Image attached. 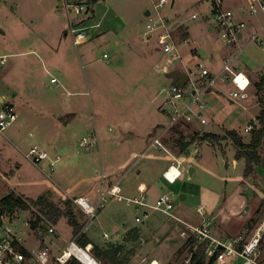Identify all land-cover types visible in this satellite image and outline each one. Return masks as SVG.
Listing matches in <instances>:
<instances>
[{"label":"rangeland","instance_id":"374dc122","mask_svg":"<svg viewBox=\"0 0 264 264\" xmlns=\"http://www.w3.org/2000/svg\"><path fill=\"white\" fill-rule=\"evenodd\" d=\"M66 3L85 4L86 0H0V98H4L5 103H14L19 116L5 137H0V200L9 194L27 200L45 196L57 204L69 199L41 183L28 184L42 179L50 181L64 194L65 184L87 178L90 182L83 184L74 195L95 191L100 185L93 181L95 177L117 169L132 151L141 153L143 140L147 145L153 135L162 131L158 125L168 122L162 108H167L166 89L170 83L162 67L171 55L164 54L158 47V33L147 31L150 19L159 16L166 19L173 42L177 45L178 41H183L177 47L181 60L168 67L166 74L177 71L176 66H189L194 71L199 63L207 65L208 54L205 51L199 52L200 57L191 51L196 47L194 41L197 36L205 34V29L214 34L217 49L224 45L213 24L210 0H168V4L163 6H159L160 0H100L86 6L90 9L85 16L89 40L78 47L66 32L69 20ZM224 3L236 18H240L236 13L239 7L243 8L245 14L242 19L250 22L249 30L256 22L255 33H259L262 26L259 27V21L264 17L250 16L247 0H224ZM147 10L151 12V18L145 16ZM193 15L198 19L192 20ZM179 20L181 26L176 29L175 23ZM186 29L192 34L191 42L183 40ZM149 36L152 39L148 40ZM251 37L252 34L249 41ZM259 40L264 43V32ZM240 47H244L241 42ZM263 48L264 44L251 43L243 48L235 63V68L238 67L251 80L248 100L234 103L229 99L234 88L221 87L224 92L218 93L221 97L211 103L209 101L212 112L208 114L207 125L196 126L202 134L225 135L232 130L239 132L247 142L250 134L244 135V129L258 124L257 115L264 108V91L258 94L256 88L264 74ZM104 55L108 59H104ZM215 63L216 71L221 70V60ZM52 79H57V84H52ZM69 114H72V120ZM75 118L76 124L70 127ZM81 125L87 126V132H99L100 146L88 150L81 147L80 141L85 137L79 129ZM127 137L133 140L125 142ZM33 145L48 151L54 160L61 158L54 173L34 166L26 157ZM166 147L178 156L172 144ZM259 154L261 164L245 177L244 160L235 158L236 152L230 141L223 142L221 146L209 143L193 146L184 154L185 159H181V163L186 160L182 165L183 177L173 184L162 179L156 188L173 198V215L176 218L197 227L208 220L214 236L222 240L249 239L260 230L259 250L264 261V150ZM142 155L145 153L138 157ZM143 162L147 161L140 158L136 163ZM190 168L196 171L193 176H190ZM20 179L27 185H19ZM123 185L129 187L131 182L128 180ZM205 186L212 187L221 198L214 212L200 216L198 194ZM187 195L188 200L182 202L181 196ZM113 204L123 210V228L129 230V234L127 232L117 243H124L126 239L132 249L129 252L133 253L127 254L129 258H120V264H149L154 260L162 264H190L191 254L183 247L186 237H181V231L185 229L183 224L156 212L153 219L161 218L158 227L150 224L149 220L136 223L141 212H137L135 206ZM75 212L79 216L82 214L77 208ZM37 216L36 208L19 211L8 216L9 222L5 223V227L12 230L30 250L38 248L35 240L41 236L47 238V230L52 227L41 224L42 229L33 231L32 223L36 222ZM81 222L87 224L84 216ZM96 224L97 220H94L89 225ZM59 229L62 233L59 242L63 243L71 236L70 227L62 220ZM113 229L112 226L105 232L112 237ZM88 232L85 236L89 235ZM96 237L95 232L92 238ZM110 240L103 242V247L114 244ZM55 242L54 253L57 252ZM148 245L154 248L155 255L150 256ZM86 253L93 257L91 252ZM96 260L99 264H117Z\"/></svg>","mask_w":264,"mask_h":264},{"label":"built area","instance_id":"2783aa9c","mask_svg":"<svg viewBox=\"0 0 264 264\" xmlns=\"http://www.w3.org/2000/svg\"><path fill=\"white\" fill-rule=\"evenodd\" d=\"M165 4H168V0H160L159 6ZM224 4V0H213L210 6V14L216 25L220 40L225 46L236 48V53L224 61L222 72L219 74L210 73L209 70L200 64L196 70L186 71L188 82L184 87L178 84L169 86L167 94L170 123L167 131H170L179 123L205 126L207 124L206 115L209 109L206 96L210 92L215 91L219 85H229L231 88H234L229 95V99L234 103L246 101L249 97L251 81L244 72L235 68L236 61L244 51L240 47V37L246 31L247 23L238 20L235 13L226 8ZM247 5L250 16H264V0H247ZM86 6V3L77 5L67 4L65 6L67 16L69 17L67 33L72 36L75 46H80L89 38L87 35L89 28L85 25V16L90 12V9ZM192 19L196 20L197 16H192ZM146 29L148 32L158 33L157 44L164 54L171 55V58L168 60L170 64L173 65L175 61L181 60L177 46L172 40L171 29L167 26L166 19L161 16L154 20L150 19V23L147 24ZM263 32L264 23L259 33H255L251 37L250 42L262 46L264 43L263 41L260 42L259 36ZM51 83L56 84L57 80L52 79ZM18 118L19 116L14 106L5 102L0 104V135H4L8 129L13 127L17 123ZM254 127L258 128L259 125H249L245 128V133L250 134L254 130ZM99 142V134L92 133L89 136L83 137L80 145L83 149L88 150L97 147ZM152 148L162 150L169 156H173L167 150L161 138L153 140ZM26 157L34 166H41L42 170L47 169L50 173L55 172L56 166L61 160L60 157L54 160L50 153L39 145H33ZM181 161V159L173 158V162L177 163L178 167L172 165L165 171L164 178L170 183L176 182L182 176V171L179 168ZM121 193V189L117 186H113L106 191H102L99 188L96 192L97 198L95 203L84 197L71 199L68 195L65 196L86 215L89 221L95 219L98 211L105 208L112 199L120 203H126L129 207L135 206L137 212H141V216L136 217V223L149 220L153 212L174 219L177 223L185 226L190 233V237H195L198 240V244L203 245L208 258H216L214 264H264L259 250L262 240L260 230L249 239L238 237L231 241H225L214 236L211 226L206 222H203L200 227H192L176 218L173 215L175 210L173 198L167 193L162 194L153 205L146 202L145 191H140L141 196L135 199L125 198ZM199 214L203 216L200 211ZM6 222H9L8 216L0 212V264H68L73 258L79 263L85 264L79 257L83 253L91 252L90 247L82 248L73 240L59 254L54 256L50 247L53 243L49 242V245L46 243V240L49 241L53 237H58V233L53 228L47 230V238L45 237L43 242H37L40 243L37 249H27L20 242L17 235L5 227ZM184 235L183 233L182 236ZM91 259L92 264H99L95 258L91 257ZM149 264L162 263L154 260Z\"/></svg>","mask_w":264,"mask_h":264},{"label":"crops","instance_id":"0c3cea01","mask_svg":"<svg viewBox=\"0 0 264 264\" xmlns=\"http://www.w3.org/2000/svg\"><path fill=\"white\" fill-rule=\"evenodd\" d=\"M67 4H69V3H66V5ZM79 4H84V3H79ZM236 13L240 14V18H237V19L240 20V21H244L242 19V16L245 14V10L243 8L239 7V9L237 10ZM263 23H264V20L263 21H259V27H260V25H263ZM213 24H214V26L216 28L215 23H213ZM67 25L65 26L66 32H67ZM249 25H250V22L247 23V29L242 34V36L240 37V42H241L242 45H244V47H247V46L251 45V42L249 41V37L251 36V34H252V36L255 34L256 28L258 26L256 22H253L251 30H249ZM180 26H181V23H180V20H179V21H177L175 23V27L177 29V28H180ZM176 29H174V27H173L174 31ZM252 31H253V33H251ZM204 32H205V34L203 33V34L197 36V39L194 41V44H196V47L193 50H191L192 54L195 55V56L200 57V53L199 52L201 50L205 51L208 54L207 59L205 61V62H207L208 66L206 65V63H205V65L202 64V63H199L198 65H200V64L203 65L205 69L210 71V73L219 74V73L222 72L224 61L227 58L232 57L235 54L236 48L227 47V46L223 45L227 49H224L223 46L221 47V49L220 48L217 49L214 46V43H215L214 42V38H215L214 34L212 32H210L208 29L207 30L205 29ZM184 33H185V36H184L183 40L184 41L188 40L189 42H191L192 39H193L192 38V34L190 32H188V29H186ZM216 33L218 34L217 28H216ZM89 34L90 33H87L88 37H89ZM218 37H219V34H218ZM147 39L148 40L152 39V37L149 36ZM88 40H89V38H88ZM182 42H183L182 40L178 41V44L176 46L178 47V45L182 44ZM120 44L121 43H119L118 45H120ZM177 51H178V48H177ZM213 52H216V54H213ZM178 54H179V52H178ZM105 56H107V55H104L103 58L104 59H108V57H105ZM179 56H180V54H179ZM216 60H219V61L221 60V67H222L221 70L216 71V67H217L216 63H215ZM2 61L5 62L4 59ZM166 63L167 64H165V66L162 67V69H163L162 71H163L164 75L166 73H168V69H169L168 67H170V66L173 67V65L170 64L168 61ZM198 65H196V67H198ZM176 69H178L177 71H180V72H182L184 74H186L187 70H192L193 71V69L191 67H189V66L186 67V66H183V65L182 66H176ZM236 69L241 71L238 67H236ZM169 86H171V81H170V83H169V85H168V87L166 89V92H167ZM227 86H229V85H219L215 89V91L210 92L206 96V101H207L208 105H209V101L211 103V101L213 102L215 98H220L221 97L220 94L224 93L221 87H227ZM251 86H252V84H251ZM218 93H220V94H218ZM3 102H5L4 98H0V104H2ZM9 104L11 106H14V103L9 102ZM165 105H166L167 108L165 110H163V108H162V112L167 116L168 122H167L166 125H161V124L158 125V126H161L163 128L162 131L158 135H154L152 137L151 141L147 145H146V141L143 140L145 142L144 143L145 146L143 144L144 148L140 152L141 153H145V156L144 157H138L141 153H139L136 150L132 151L130 153V155L128 156V158H126L124 161H122V163L119 165V167L117 169H115L113 171H110V172L106 171L102 175L97 176V177H95V179H93V181H95L97 183H100V185L96 188L95 191L94 190L92 192L83 191L80 195H78V194L74 195L79 190V188L83 186V184H88L90 182L87 178H82L80 181H77L76 183H73V184H70V185H69V183H67V185L65 184L64 185V189H62L64 194L61 193V191H60L61 189L59 190L57 187H55V185L51 184V182L46 180V179H42V181H40V182H33V183H28V184L36 185V184L41 183V185H46L48 187V189H51L52 191H54L53 189H55L57 192H59V194L62 197H66L67 195L71 199L76 198V197H84V198H88L93 203H95V201H96V198H97L96 192H97V190L99 188H101L102 191H106V190H108L109 188H111L113 186H117L122 191L121 195L123 197H125V198H128V199L139 198L141 196L140 191H145V195L144 196L146 197V202L148 204H150V205H153L162 194L166 193L163 190H157V188H156V186L160 185L162 179L165 180V178H164L165 171L172 165H175V166L178 167L177 163L173 162V158L185 159L184 155L183 156H179V158H178V156L173 155L174 153H172V152L171 153H172L173 156H169L166 152H164L162 150L152 148V144H153V140L154 139L161 138V140H162V138H164L169 133V131H167L169 123H170V118H169V115H168V108H169L168 107L169 106L168 105V96H167V98L165 100ZM64 110L65 111H70V109H64ZM71 110H73V109L71 108ZM211 112L212 111L209 108L208 112H207V116H206L207 123L209 121L208 120L209 119L208 114L210 113V115H211ZM68 117L70 119L73 118L72 114H69ZM76 118L73 121H71V123L69 124L70 127H74V125L76 124L75 123ZM82 126H84V127H82ZM191 126H192L193 130L201 132V129L199 127H196L197 124H192ZM86 127H87L86 125H81L79 127V129L82 131V133L83 134L85 133L84 136H86V135H88L90 133L91 134L94 133L93 130L92 131L90 130V131L87 132ZM246 127H248V126H246ZM5 134L4 135H0V137H5ZM99 139H100V136H99ZM128 140H133V138L127 137V138L124 139L125 142L128 141ZM100 144L101 143L99 142L98 146H100ZM167 150L170 151L169 147H167ZM189 152H190V149H189ZM140 158L143 159L144 161H147V162H143L142 164H137L136 162ZM190 160H193V159H190ZM184 162H182L180 164V166H179L180 170L182 171V176L178 180H180L183 177V167H182V165H183ZM234 164H237L236 161H234ZM244 165H245V162H244ZM189 171H190V176H193V174L196 173L194 168H190ZM152 173H154V175H152ZM118 176H120V177L118 179H116V177H118ZM152 177H154V178L152 179ZM19 178H21V177H19ZM233 179L234 178H231L230 180H233ZM128 180L131 182V185L129 187H126L123 184H124V182H127ZM19 181H20V183H18L19 185H23V184L27 185V183L23 182V180L20 179ZM215 192L216 191H214V189L212 187L205 186V187H202L200 189V192L198 194V199H199L198 203H199V207H200L199 209L203 213H205V214L202 213L203 216L204 215L207 216L208 214L210 215L212 212H214L215 208L218 206L221 196L216 194ZM54 193H56V192H54ZM185 197H186V199L181 200L182 202L187 201L188 198H189L188 195L185 196ZM116 202L117 201L115 199H112L109 202V204L107 205L108 208L105 207V208H102V209H100L98 211L97 216L95 217V219L92 220V222L94 220H97V224L94 225V226H90L89 225L91 223V221H89L87 219L86 215L77 207V210H79L85 216V218L87 220V224L86 225L84 224L82 233H79V234H74V231H73L72 227L69 226L70 227V231H71V236L69 238H66V240L64 239L63 243L59 242L61 240V236H62V233H61V231L59 229L60 228V224H61L62 221L56 227H51L58 233V237H53L49 241L46 240V243H49V242L54 243V241H56L55 242V246H56L55 248L57 249L56 253H54V251L52 249L53 248V244L50 245L52 254L54 256H56L64 248H66V246L69 244V242H71L73 240H75V242L78 244V240L82 237V235H85V233H87L88 230H89V232H88L89 235L85 236L84 240H86L88 242L87 246L90 247L91 254H93V258H95V259L96 258H102V255H100V251L103 252L104 249H106V247H107V246L103 247V245H104L103 242H105L106 240H110V239H111L110 242H113L115 245H122V247H123L122 248V252L119 253V255H118V258H129L127 256V254L129 255V254H133V253L129 252L132 249H130L131 247H129L127 245L126 239L124 240V243H117V241H120V238L123 235H125L129 230L123 228L125 226L124 225V221H125L124 212H123V210L121 208H118L117 206H115V204H113V203H116ZM117 203H120V202H117ZM110 204L112 206H109ZM153 213H152V215H151V217L149 219V221H150L149 223L157 225L161 218H159L158 220L157 219H153ZM203 219H204V217H203ZM63 220H65V223L67 225H69L66 219H63ZM204 222L209 224L208 220H204ZM112 226L114 228L113 229L114 236L110 237L105 231L108 230ZM189 226L197 227V226H194V225H189ZM157 227H158V225H157ZM185 229H184V231H181V235H182V233H184L185 234L184 236L186 237V241H187L190 238V233H188L187 229L186 230ZM93 230L97 234V237L95 239L92 238V237H95V232H92ZM128 234H129V232H128ZM101 235H102V238L100 237ZM184 236H181V237L185 238ZM86 237H88V239ZM35 241H36V243L40 242L39 239H36ZM151 243H152V241L150 242V244ZM101 244H102V246H101ZM39 246H40V243H38V247ZM94 246L97 248L96 249L97 251L94 250ZM147 247H149V249L151 248L150 245H148ZM155 253H156V251L154 250V248L153 249L151 248V251L149 253L150 256L151 255H155Z\"/></svg>","mask_w":264,"mask_h":264},{"label":"trees","instance_id":"16d2710c","mask_svg":"<svg viewBox=\"0 0 264 264\" xmlns=\"http://www.w3.org/2000/svg\"><path fill=\"white\" fill-rule=\"evenodd\" d=\"M99 1L100 0H86V5L92 6ZM210 2L212 3L213 0H210ZM256 88L258 94H261L264 91V74L261 75L259 82L256 83ZM256 120L259 127H254L247 142H245L243 136L236 131H227L225 135H215L212 133L202 134L199 131L193 130L191 125L185 123H179L172 128L169 133L162 138V141L163 144L165 143L167 146L172 144L173 149L178 151V156H183L193 146L197 147L205 143L221 146L223 142L230 141L236 152L235 158L238 160H244V176L248 177L254 172V167L260 165L262 162L259 153L261 150H264V108L261 109ZM158 128L161 129L162 127L158 126ZM244 135H247L245 131ZM33 208L38 210L37 220L32 223L33 231L42 229L41 224L56 227L63 219H66L69 226L72 227L74 234L82 233L84 224L81 222V219L84 215L81 214V216H79L75 212V208L77 207L70 199L62 200L57 204L45 196H40L37 200H27L24 197H16L13 194H9L0 200V212L7 216H14L19 211H30ZM44 238L45 236H41V238L38 239L40 242H43ZM84 239L85 235H82L78 240V245L82 248H86L88 245V242ZM183 247L189 250V253L191 254L190 264L215 263L216 258H208L203 245H199L198 240L195 237H190ZM122 248V245L110 244L103 252L100 251L102 258L97 259L120 264V258H118V255L122 252ZM96 249L97 248L94 246V250ZM68 264L80 263L76 259H72Z\"/></svg>","mask_w":264,"mask_h":264},{"label":"water","instance_id":"95a60500","mask_svg":"<svg viewBox=\"0 0 264 264\" xmlns=\"http://www.w3.org/2000/svg\"><path fill=\"white\" fill-rule=\"evenodd\" d=\"M145 16L148 18L151 16V12L150 11H146ZM165 77L171 81V85H175L178 84L179 86L183 87L187 81H188V76L180 71H174L170 74H165ZM186 199L185 196H181L180 200H184ZM139 243L136 245L138 246Z\"/></svg>","mask_w":264,"mask_h":264},{"label":"bare ground","instance_id":"6f19581e","mask_svg":"<svg viewBox=\"0 0 264 264\" xmlns=\"http://www.w3.org/2000/svg\"><path fill=\"white\" fill-rule=\"evenodd\" d=\"M79 259L84 262L85 264H92V259L91 257L86 254V253H83L80 255Z\"/></svg>","mask_w":264,"mask_h":264}]
</instances>
